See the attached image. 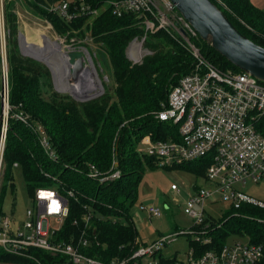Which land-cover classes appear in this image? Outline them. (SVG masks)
I'll use <instances>...</instances> for the list:
<instances>
[{
  "label": "trees",
  "instance_id": "16d2710c",
  "mask_svg": "<svg viewBox=\"0 0 264 264\" xmlns=\"http://www.w3.org/2000/svg\"><path fill=\"white\" fill-rule=\"evenodd\" d=\"M18 1L3 0L9 110L0 202L16 163L22 169L31 195L37 188L47 187L56 188L67 196L69 213L56 239L72 242L83 233L94 244L91 253L101 259L109 261L124 257L140 245L129 221L143 166L136 143L147 134L154 139L166 138L168 124L156 120L155 113L162 108L171 88L193 70L194 58L168 31L149 32L136 15H115L107 5L109 0H72L73 4L81 3L101 10L94 18L80 16L70 22L50 9L62 0H25L36 16L50 20L60 33L69 32L70 37L82 38L87 31L105 57L114 84L112 93L105 91L96 98L77 101L67 93L53 90L49 69L21 53L17 38ZM211 1L244 36L264 48L263 11L249 0ZM136 37H144V45L151 53L141 62L131 64L126 58V48ZM1 42L0 25V123L4 75ZM195 43L201 54L217 67L243 72L200 37ZM16 114L24 115L26 121L16 118ZM39 129L51 142L55 157H50L40 146ZM259 129L264 134V119L260 121ZM147 162L153 164L151 159ZM207 165L208 160L198 159L178 166L204 175ZM91 169L99 175L118 171L119 177L100 181L99 177L88 176ZM2 216L0 208V219ZM122 217L128 222H121ZM207 221L212 245L197 246L200 250L224 245L230 234L245 236L249 242L262 245L263 257L259 264H264V208L243 204L224 218L210 216ZM192 245L197 244L192 241ZM30 252L42 264L61 260L41 250L31 249ZM0 264L37 263L0 249Z\"/></svg>",
  "mask_w": 264,
  "mask_h": 264
},
{
  "label": "built area",
  "instance_id": "2783aa9c",
  "mask_svg": "<svg viewBox=\"0 0 264 264\" xmlns=\"http://www.w3.org/2000/svg\"><path fill=\"white\" fill-rule=\"evenodd\" d=\"M71 1L62 0L50 9L57 11L67 22L80 16L94 18L101 10L81 3L73 4ZM107 5L119 17L125 13L136 15L146 31H168L194 58L193 70L182 76L171 88L162 108L155 113L156 120L168 124L166 138L154 139L150 134L142 137L147 144V157L153 162L159 161L162 166H178L198 159L208 160L204 173L207 186L197 187L184 204L183 211L193 220V229L197 234L193 241L197 245L191 243L187 264H259L263 257V247L249 241L225 243L220 247L211 246L201 250L199 248L212 245L210 223L207 221L210 216H205L207 200L218 196L230 201L234 209L243 204L264 208V201L234 187L247 180L264 181V134L259 129V123L264 119V84L251 74L223 70L207 60L195 43L199 37L197 32L170 0H109ZM137 39L134 38L129 47L134 46L140 52L144 37L140 42ZM65 56L69 62V55ZM82 56L87 77L91 78L93 62L90 57ZM2 110L0 176L9 110L5 80L2 85ZM15 117L26 121L22 114H16ZM39 131L40 146L50 157H55L51 142L41 129ZM116 163L115 160L114 166ZM88 176L99 177L100 181L113 180L119 177V172L99 175L91 169ZM171 189L177 190V186L172 185ZM67 193L72 195L70 191ZM32 198L35 207L26 210L22 226H12V219L8 216L0 219L2 251L25 257L37 264L42 263L32 255L31 249L61 258L53 264H184L181 260H168L160 255L156 257L164 244L176 239L175 235L166 236L150 245L140 244L124 257L105 261L91 253L94 244L83 233L73 238L72 242L56 239L69 213L65 194L56 188L41 187L34 191ZM148 212L154 216L162 213L155 206H150ZM84 219L87 221L88 216ZM50 221L54 225H50Z\"/></svg>",
  "mask_w": 264,
  "mask_h": 264
},
{
  "label": "rangeland",
  "instance_id": "374dc122",
  "mask_svg": "<svg viewBox=\"0 0 264 264\" xmlns=\"http://www.w3.org/2000/svg\"><path fill=\"white\" fill-rule=\"evenodd\" d=\"M16 13L19 25L17 38L19 35H22L27 43L35 45L38 48H46V45L56 43L61 52L69 55V62H73L74 58L81 55L91 58L93 62L91 78L85 76L88 80L90 79L89 81H92L95 87L93 90L87 91L86 95L76 94L71 96L72 98L77 101H86L102 95L105 91L112 93L114 84L108 71L107 61L99 48L92 42L87 31L84 32V37L82 38L70 37L69 32L60 33L53 28L50 20L36 16L30 10L27 3H25V0L18 1ZM0 25L2 56L5 58L3 0H0ZM142 38H138L137 41L140 42ZM141 43L142 49L140 52L138 51V58L136 60H131L129 57V52L133 46L131 48L128 45L126 48V58L131 64L141 62L146 55L151 53L145 47L144 41ZM34 50L35 47L34 49H29L25 46L23 51L34 55L37 49ZM27 54H24V56L33 58ZM37 61H40L49 69L52 79V89L56 91V88H60L61 86L59 83L56 84V80L54 81L53 71L42 60ZM2 69L4 72L3 81H6L7 88L5 59ZM68 81L70 83V77H68ZM50 90L48 89V92ZM47 96L48 93H46ZM136 150L140 154L143 166L141 167L142 174L140 180L137 183V200L130 208L129 221L132 222L136 230L137 241L141 245H150L156 240L175 235L176 239L164 244L161 251L156 254V257L160 255L164 259L181 260L184 264H187L190 257L189 248L192 241L196 239L197 234L193 229V220L183 211L184 204L189 195L197 187L207 186L208 183L205 176L180 166H162L159 161L149 164L147 162L150 161V158L147 157V144L142 138L136 143ZM172 185H176L177 190H172ZM234 187L255 199L264 201V181L253 182L247 180L246 183H237ZM0 205L2 217H10L12 219V226L14 227L22 226L26 219V210L35 207L32 195L29 193L24 180L22 169L19 166L12 168V178L5 190ZM150 206L160 208L162 213L159 216L150 215L148 212ZM232 210L234 209L231 202L218 198V196L207 200L205 204V216H211L214 219L224 218ZM119 220L121 222H128L123 217ZM50 225H54L52 221H50ZM181 231H183L182 234H180ZM235 242L247 243L248 238L230 234L227 236L225 243L233 244Z\"/></svg>",
  "mask_w": 264,
  "mask_h": 264
},
{
  "label": "water",
  "instance_id": "95a60500",
  "mask_svg": "<svg viewBox=\"0 0 264 264\" xmlns=\"http://www.w3.org/2000/svg\"><path fill=\"white\" fill-rule=\"evenodd\" d=\"M170 1L175 4L178 12L197 32L200 39L235 67L264 83V48L244 36L215 3L211 0ZM18 41L23 55L27 54L23 51L25 46L29 49L38 48L27 43L22 35H19ZM27 55L36 60H42L48 65L46 60L39 57L38 54L31 55L29 53ZM68 66L71 84L78 85L79 79L85 71L84 56L74 58L73 62H68ZM48 67L50 68L49 65ZM56 91L67 93L70 96L76 95L68 87L56 88Z\"/></svg>",
  "mask_w": 264,
  "mask_h": 264
},
{
  "label": "bare ground",
  "instance_id": "6f19581e",
  "mask_svg": "<svg viewBox=\"0 0 264 264\" xmlns=\"http://www.w3.org/2000/svg\"><path fill=\"white\" fill-rule=\"evenodd\" d=\"M45 47L47 49L46 48H37V50L35 49L37 51L36 54H39L38 55L39 57L46 60V62L48 63V65L50 66L51 70L54 73L56 84L59 83V85L61 86L60 88L68 87L70 88V90L74 92V94H82V95L83 94L86 95L87 91H91L94 89L95 85L92 83V81H89L90 79L88 80L86 78L88 74L86 70L83 72V76L81 77V79H79L80 83L78 85H73L71 84V82L69 83L68 81V77H70L68 71L69 66L65 53L61 52L59 46L56 43L53 44L51 43L48 46L46 45ZM137 53L138 50H136L135 47L133 46V48L129 52V57L131 58V60H136L138 58Z\"/></svg>",
  "mask_w": 264,
  "mask_h": 264
},
{
  "label": "crops",
  "instance_id": "0c3cea01",
  "mask_svg": "<svg viewBox=\"0 0 264 264\" xmlns=\"http://www.w3.org/2000/svg\"><path fill=\"white\" fill-rule=\"evenodd\" d=\"M254 6L264 12V0H249Z\"/></svg>",
  "mask_w": 264,
  "mask_h": 264
}]
</instances>
